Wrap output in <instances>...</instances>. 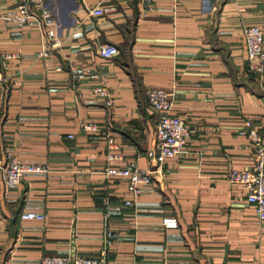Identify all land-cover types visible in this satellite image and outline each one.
Listing matches in <instances>:
<instances>
[{
  "label": "crops",
  "instance_id": "obj_1",
  "mask_svg": "<svg viewBox=\"0 0 264 264\" xmlns=\"http://www.w3.org/2000/svg\"><path fill=\"white\" fill-rule=\"evenodd\" d=\"M45 1L59 44L40 59L38 31L3 20L16 0H0V52H20L0 74V175L8 153L49 167L12 188L0 179V264L97 256L104 225L116 234L108 264H264V222L245 188L224 179L228 167L253 163L243 120L264 123V74L249 69L241 37L255 24L264 43V0H154L143 14L135 0H104L98 16L76 0ZM102 44L117 53L100 56ZM99 85L110 107L94 95ZM147 87L167 90L170 112L189 129L181 155L156 169L144 155L156 120ZM129 160L153 171L136 203L124 205L125 180L103 168ZM23 211L44 218L22 219ZM167 216L175 227L162 225Z\"/></svg>",
  "mask_w": 264,
  "mask_h": 264
},
{
  "label": "built area",
  "instance_id": "obj_2",
  "mask_svg": "<svg viewBox=\"0 0 264 264\" xmlns=\"http://www.w3.org/2000/svg\"><path fill=\"white\" fill-rule=\"evenodd\" d=\"M80 8L88 16H98L104 12L103 1L94 0L89 3L87 0H76ZM140 8V13L151 12L154 9V0H135ZM1 18L16 27L28 26L38 31L40 47L36 57L43 59L50 51L59 44L57 34V22L50 9L46 6L45 0H16L15 7L10 12L1 14ZM242 41L245 49L249 68L259 75L264 74V44L261 29L257 25H245L242 27ZM97 52L102 57H110L117 53V48L112 44H102ZM20 58V52H0V74H3L11 65V62ZM56 66V69H59ZM1 79V76H0ZM48 92H56L57 87L52 85L46 88ZM4 87L0 84V107ZM95 96L103 101V104L110 107L112 98L108 90L102 86L93 88ZM146 102L155 110L156 120L153 129V144L145 151L150 162L158 168L166 158H173L183 152V146L188 138L189 129L180 116L170 113V94L164 88L147 87L144 91ZM85 128L94 130L96 125L90 122ZM239 133L246 136L254 156L253 163L245 168H228L224 173V179L229 184H239L245 188L247 202L253 204L254 213L259 221L264 222V123L261 125L252 124L251 119L243 120ZM71 135L69 134L68 137ZM114 147L111 138L107 139V148ZM108 158H112L110 151ZM49 168L46 163H34L22 161L19 158L6 154V161L1 169L0 179L7 188L16 186L21 177L27 173H45ZM150 168H143L136 165L132 160L122 166L107 165L103 168L105 175L121 177L126 182V195L121 199L124 205L135 204L140 194L141 186L151 181ZM116 198L104 197L103 203L108 204ZM22 219L42 220L43 214L35 211H23L19 214ZM162 224L165 227L177 225L174 217H164ZM104 246L97 256L84 255H45L38 264H108L105 258L106 247L115 237V232L104 225Z\"/></svg>",
  "mask_w": 264,
  "mask_h": 264
},
{
  "label": "rangeland",
  "instance_id": "obj_3",
  "mask_svg": "<svg viewBox=\"0 0 264 264\" xmlns=\"http://www.w3.org/2000/svg\"><path fill=\"white\" fill-rule=\"evenodd\" d=\"M45 2H46V1H45ZM46 6H47V4H46ZM48 9H49V8H48ZM51 13H52V12H51ZM52 15H53V14H52ZM53 16H54V15H53ZM54 18H55V17H54ZM55 20H56V19H55ZM247 25H251V24H247ZM253 25H255V24H253ZM243 26H245V25H243ZM243 26H242V27H243ZM258 27H259V26H258ZM259 28H260V27H259ZM260 29H261V28H260ZM261 31H262V30H261ZM262 35H263V33H262ZM241 37H242V28H241ZM242 44H243V41H242ZM263 44H264V43H263ZM243 48H244V45H243ZM244 53H245V49H244ZM245 57H246V54H245ZM246 59H247V58H246ZM16 61H17V60H16ZM247 61H248V60H247ZM11 63H13V62H11ZM248 67H249V62H248ZM249 69H250V68H249ZM250 70H251V69H250ZM252 71H253V70H252ZM253 72H254L255 74H257L258 76H262V75H263V74H262V75H259V74L256 73L255 71H253ZM2 97H3V95H2ZM2 97H1V98H2ZM1 100H2V99H1ZM102 102H103V101H102ZM103 105H104V104H103ZM170 109H171V108H170ZM0 111H1V110H0ZM170 113H171V112H170ZM171 114H172V113H171ZM173 115H175V114H173ZM177 116H178V115H177ZM249 119H250V118H249ZM252 124H254V123L252 122ZM254 125H256V124H254ZM188 136H189V135H188ZM70 137H71V136H70ZM246 138H247V137H246ZM107 139H108V138H107ZM247 140H248V139H247ZM186 141H187V140H186ZM185 143H186V142H185ZM248 144H249V141H248ZM184 146H185V144H184ZM184 146H183V150H184ZM249 147H250V145H249ZM148 149H149V148H148ZM250 149H251V148H250ZM146 150H147V149H146ZM146 150H145V151H146ZM251 151H252V149H251ZM252 154H253V153H252ZM144 155H145V152H144ZM180 155H181V154H180ZM180 155H178V156H180ZM145 156H146V155H145ZM178 156H176V157H178ZM176 157H173V158H176ZM147 159H148V158H147ZM166 159H170V158H166ZM166 159H165V160H166ZM253 160H254V156H253ZM132 161H133V160H132ZM163 162H164V161H163ZM163 162H162V163H163ZM48 168H49V167H48ZM228 168H231V167H228ZM228 168H227V169H228ZM232 168H235V167H232ZM227 169H226V170H227ZM48 171H49V170H48ZM225 172H226V171H225ZM225 172H224V173H225ZM150 182H151V181H150ZM174 218H175V217H174ZM175 219H176V218H175ZM176 222H177V221H176ZM162 225H163V224H162Z\"/></svg>",
  "mask_w": 264,
  "mask_h": 264
}]
</instances>
